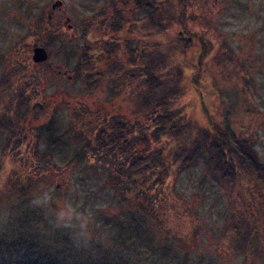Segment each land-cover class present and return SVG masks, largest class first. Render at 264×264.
<instances>
[{
    "label": "rangeland",
    "instance_id": "rangeland-1",
    "mask_svg": "<svg viewBox=\"0 0 264 264\" xmlns=\"http://www.w3.org/2000/svg\"><path fill=\"white\" fill-rule=\"evenodd\" d=\"M59 1L62 5L53 9ZM137 1L0 0V81L10 80L14 89L23 85L26 96H33L28 108H43L40 115L26 118L29 138L14 147L7 145L9 130L0 125V264H251L224 237L233 208L226 189L212 179L202 158L157 188V200L149 205L151 212L157 207L156 217L142 209L132 193L125 194V201L105 172L89 168V158L73 161L85 145L83 133L95 125L92 116H114L131 125L151 123L154 103L145 102L149 75L140 73L160 62L158 55L168 54L162 61L169 69L182 66L179 103L188 105L187 116L206 124L196 111L199 95L190 87L191 74L185 69L196 56V39L182 35L176 22L161 33L148 27V20L142 23L159 11L148 2L167 0H140L143 10ZM185 2L188 29L210 39L218 56L224 54L223 44L233 53L224 73L228 80L218 74L225 60L219 66L209 61L210 68L216 67L209 74L220 92L212 107L237 134L256 137L254 148L264 164V0ZM112 18L122 23L113 34L102 24ZM94 28L98 31L92 32ZM86 30L94 46L122 49L120 58L108 61H122L126 75L104 69L99 85L88 86L76 66ZM173 42L178 47L174 51L167 48ZM37 47L47 54L43 62L34 61ZM73 49L76 55L70 53ZM161 73V79H167ZM17 96L10 100L0 95L1 124L5 106L14 110ZM48 122L58 142L51 149L46 137L37 145L28 143L34 130ZM23 169L25 175L16 177ZM14 174L25 190L11 185ZM155 190L152 187L149 194ZM60 212L65 213L63 220ZM89 229L91 241L84 235Z\"/></svg>",
    "mask_w": 264,
    "mask_h": 264
},
{
    "label": "trees",
    "instance_id": "trees-1",
    "mask_svg": "<svg viewBox=\"0 0 264 264\" xmlns=\"http://www.w3.org/2000/svg\"><path fill=\"white\" fill-rule=\"evenodd\" d=\"M155 3L156 1L148 2L149 6H154L159 11L155 10L148 19H141L142 23L148 20V27L153 26L156 33H161L169 24L176 22L182 28V35L190 40L196 39V56L188 60L185 69L191 74L190 87L199 95L200 105L196 111L201 113L206 124L201 126L195 118L187 116L188 105L179 103L182 93L179 83L183 76L182 66L169 69L170 66H165L162 61L169 57L168 54L164 57L158 55L157 60L160 62H153V65L148 66V69H142L140 73L143 76L149 75L145 81L148 90L145 102L154 103L155 116L151 123L131 125L124 120L113 118L114 116H92L95 125L83 133L86 136L85 145L73 161L89 158L92 161L89 168H98L99 172H105L112 188L116 193L123 194L125 201L129 199L125 194L132 193L141 208L156 217L157 207L151 212L149 205L157 200L159 190L157 188H161L167 178L194 166L196 161L202 158L212 179L226 189L233 208L232 221L225 226L224 237H227L231 247L238 253L251 259V264H264V164L259 161L254 148L256 137L237 134L228 124L223 123L212 107L220 92L217 90L216 81L209 74L210 70V73H215L216 67L210 68L209 61L219 66L225 60V66L219 67L218 74L222 79L228 80L229 77L224 73L231 64L230 55L233 53L230 47L223 44L224 54L218 56L219 53L215 52L210 39L188 29L190 18L189 15L186 16L185 0H167L157 3L158 5ZM135 5L139 10L146 7L140 0ZM116 10H113L114 14ZM103 22L104 30L112 34L122 26L115 18ZM93 31L97 32L98 28ZM88 33V31L84 33L86 39L83 44L86 45L79 48L80 59L76 65L79 68L78 74L82 75L81 71L84 72V80L88 86L95 88L99 85L100 75L104 69L122 71L124 72L122 75H126L122 61L118 59H114V62L108 61L113 56L120 58L122 49L112 45L106 48L103 44L94 46L87 39ZM186 41L181 42L185 44ZM167 48L172 51L178 49L174 42L168 43ZM69 51L77 54L76 49ZM153 69L157 70L156 75L151 72ZM161 72L165 73L167 79H161ZM245 84L247 85L244 86V91L248 88L247 80ZM20 87L21 89H14L7 79L0 81V95L10 100L18 95L19 100L18 103L12 104L15 105L14 110L7 109L8 105L5 106V121L0 123L7 131L9 130L7 145L13 147L18 144L17 142H26L29 138L25 126L26 118L29 115L34 116L35 113L40 115V111L43 110L41 105L37 104L28 108L33 96L28 94L26 96L23 85ZM20 107H25L26 111L21 112ZM52 131L53 126L48 122L34 130L36 134L31 137L33 142L31 139L28 143L37 145L42 137H46L48 149H51L58 142V138L52 136ZM49 153L50 151H47V154ZM23 171L25 169L20 170L16 177L25 175ZM11 185L25 190V186L15 181V174ZM152 187L156 189L153 195L149 194ZM151 252L154 256L157 254L155 249Z\"/></svg>",
    "mask_w": 264,
    "mask_h": 264
},
{
    "label": "water",
    "instance_id": "water-1",
    "mask_svg": "<svg viewBox=\"0 0 264 264\" xmlns=\"http://www.w3.org/2000/svg\"><path fill=\"white\" fill-rule=\"evenodd\" d=\"M61 5H62V2L59 1L53 6V9H56L57 7H59ZM34 53H35L34 54V61L35 62H43L47 59V54H46L44 48H42V47L35 48Z\"/></svg>",
    "mask_w": 264,
    "mask_h": 264
},
{
    "label": "clouds",
    "instance_id": "clouds-1",
    "mask_svg": "<svg viewBox=\"0 0 264 264\" xmlns=\"http://www.w3.org/2000/svg\"><path fill=\"white\" fill-rule=\"evenodd\" d=\"M72 211H74V210H72ZM58 215L60 217V220H63L64 219V216H65V213L64 212H60ZM78 218H80V217H78ZM89 220H92V215L91 214H89ZM55 227H60V224L57 223L55 225ZM82 227L87 228L88 225L87 224H84V225H82ZM84 235L86 236V240L87 241H91V240L94 239L93 233H92V231L90 229ZM72 239L75 241L76 237L73 236Z\"/></svg>",
    "mask_w": 264,
    "mask_h": 264
}]
</instances>
